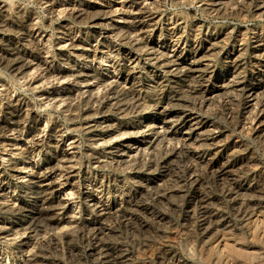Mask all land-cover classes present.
Masks as SVG:
<instances>
[{"label":"bare ground","instance_id":"obj_1","mask_svg":"<svg viewBox=\"0 0 264 264\" xmlns=\"http://www.w3.org/2000/svg\"><path fill=\"white\" fill-rule=\"evenodd\" d=\"M31 1L40 5L41 11L37 10L36 7L34 8L33 6L24 4L21 0H0V146L3 147V150L5 149L3 154L9 155L8 159L5 158L7 159L6 162L0 160V210H10L16 217L21 215L22 217L24 216L22 213L23 209L26 208H24L25 204L32 201L34 197L39 200L38 202H40L42 208H44L46 212L52 210V202L55 197H53V187H55V185L58 186L60 184H58V181L62 180H59L60 176L56 171L60 170V167H73L72 163L74 161L77 146L76 141L73 138L69 143H66L64 134L61 133L63 130L60 126L53 127L51 135H57L58 138L54 139V141L47 145V147L45 146L46 144L44 145L43 134L47 123L45 124L43 122L42 116L37 112L38 109L36 110L37 107H35L34 103L28 97L23 94L14 93V90L11 89V86L8 83V76L17 81L25 82L28 88L39 92L38 97L39 99H42L44 107L61 111L66 115L68 121L71 122V125L74 126L75 123L81 124L83 129L92 131L93 133H99L101 130L118 132L121 126L118 127L112 125L108 123V121H112V119L117 117L127 118L132 104H130L125 98L126 95L123 96L124 94L117 93L118 86L121 85V89L123 88L122 90H133L135 84L133 85L131 80L141 66L147 68L146 72L149 74L151 73L157 80H162L161 72L163 71L168 73L172 78H176V76H184L185 78H189L191 82L197 80L200 82L205 79L207 74L211 71L214 57L218 54L222 43L220 40L221 37L216 42L209 41L208 44L200 50L197 48L198 52L197 54L195 53V57L192 56L193 58H190V60L183 59L180 56V51L184 48V33L191 28L194 30L195 35H201L204 34L206 29L201 26L202 23L188 25L184 19V15L181 13L176 14L175 11H168L166 8L167 3H169L168 0ZM172 2L175 5H180L179 7L198 4L199 8L209 14L222 15L228 11L236 9L239 6L240 0H172ZM252 4L256 13L255 15L264 18V0H252ZM221 30H223V28ZM207 32L209 31L207 30ZM157 33H159L158 38H155ZM193 41L195 43V40ZM103 65H106V67H102ZM124 73L126 77L124 76L125 79L122 80L121 78ZM220 75L215 76V81L217 82H215V86L218 88L222 87L237 90L242 83L240 80L242 77L239 78L236 75L233 77L232 75L233 78L226 81L221 79ZM257 86L258 85L249 84L242 88V90L245 91V94H247L246 104L249 103V105H252L253 103H260L258 101L259 91ZM187 92L188 90L186 88L180 90L168 103L165 102L166 104L158 106L153 113L149 112L146 114L145 110H142L143 107L140 108L137 106V108H135L138 114H140L139 116L141 117L142 122H145V124L143 123L145 126L142 127L143 129L138 128L139 130L137 131L136 129L134 130L133 127H130L131 129L126 131V139L131 138L132 140L127 144H124V142L121 143L120 154L118 155V164L121 166L120 168L127 172L130 171V173L145 175L146 177L155 174L153 172L155 169L152 170L150 164L147 166H141L139 164L140 151L142 149L141 144L145 137H149V140L144 146L153 148L159 143L169 141L174 134H177V137L179 135V139L182 141V152H185L189 156L188 160L191 159L190 156L198 157L201 150L206 149L205 147H207V144L210 147L212 146L211 148H216L219 145V141L215 139V127L217 126H215V120H213L212 116L208 115L204 110L206 105L202 104L201 108L198 106V110H195L193 106L191 107L192 103L190 102V97ZM210 96L211 95L207 96L205 99L209 100L211 98ZM218 98H220V96H218ZM207 100H204L203 103H207ZM255 109L253 108V110L248 113V116L245 115L242 118H244V121H256V124L258 125L257 128L259 129V132L262 133V130L264 131V114L256 112ZM41 110L43 109L41 108ZM151 117L154 118L151 120ZM245 123L246 122H244V124ZM180 124L184 125L185 128L180 130ZM170 135L172 136L170 137ZM77 139L79 140V138H76V140ZM51 140L52 139H50V141ZM116 144L118 143L116 142ZM239 144L235 152H233L234 154L231 156L229 155L230 157L228 156L229 158L228 161H225L226 163L224 162V164L218 165L215 161L217 163V172L214 178L220 182L224 177L233 180V183L236 185L234 200H241L240 204H252L255 206H261V204L264 205V194H255V189L252 188L250 183L252 180L251 173L255 169V164L258 161V154L252 147ZM42 152H45V154L48 153L52 157L50 161L40 165L42 167L39 165L37 166V163L33 159L28 160V158H31L34 155H40ZM89 152L91 153L90 150L87 153ZM176 152V149H173L170 152L169 157L177 155ZM94 155L96 156V154ZM158 157H160V155ZM169 157L163 161L169 159ZM94 158L96 159H94L93 162L96 163L97 166H100V164L103 163V160L100 159L101 156L100 158ZM211 163L213 165L212 161ZM152 164L154 165V163ZM36 167L37 169H35ZM174 168L176 167L168 164V170L171 171L170 173H172ZM26 173L29 174L27 175ZM62 176H64V174ZM153 176L157 177L156 175H152V177ZM194 179L197 183H201V185L204 184L203 180L200 181L198 176H195ZM140 180L142 182V179ZM146 181H148V179ZM162 182L160 183L159 180H157L155 182L157 184H150L153 187L157 186L159 188L161 187ZM145 183L146 187L149 188V183ZM9 184L12 185L11 187L17 189V196L14 194L15 191H7ZM205 188H208V186ZM155 193H160L159 196L166 194L160 189H156ZM226 196L225 190H223L222 196L218 194L216 197L209 196L203 192L201 196L199 195V197H201V205H199L200 208H198L201 215L199 216L197 211H195V208L192 206L187 211L188 214H190L188 218L190 217L193 219L192 226L200 228L201 231L199 230V232H201L203 237L208 238L210 232L217 226V228H220L221 226L227 231L233 227L231 221L220 209V206H222V204L224 205L228 198ZM86 198L88 197L86 196ZM148 198L150 199V197ZM165 200L163 201L165 202ZM168 203L164 204L168 205ZM239 211L242 212L241 209H239ZM103 213L106 212L104 211ZM120 215L124 216L126 220H130L133 216V212L127 211L126 209ZM26 219L29 218L25 215L24 220ZM29 223H32V226L35 224L37 227L41 226L42 221L40 220V217L32 218L29 220ZM14 224L15 221L6 222L5 224L0 225V240L4 241V239H10V235H13L14 233ZM104 225L98 223V228L96 227L98 234L96 233V236H99V238H95L96 244L88 243L83 247L81 250L82 256L87 257V259L91 258L92 260L98 259L96 264H110L111 262H113L112 264H129L127 259L128 252L124 250L116 251L111 248L110 243L104 235ZM135 232L137 233V231ZM90 242H92V240ZM100 244L104 247L101 249L102 251L98 250ZM169 252L174 251L171 249ZM108 253H110L111 256ZM170 257L168 259H170ZM176 258L173 256L171 258V263L176 264L177 261V264H188L189 262ZM38 263H40V261ZM26 264H35L33 263V258L28 257Z\"/></svg>","mask_w":264,"mask_h":264},{"label":"rangeland","instance_id":"obj_2","mask_svg":"<svg viewBox=\"0 0 264 264\" xmlns=\"http://www.w3.org/2000/svg\"><path fill=\"white\" fill-rule=\"evenodd\" d=\"M21 1L41 11V7L37 3L31 0ZM168 2L170 3H167L166 8L168 11H175L176 14L181 13L184 15V19L188 25L202 23L201 26L206 29L204 34L201 35H195L194 30L191 28L187 30L188 32L186 31L184 33V51H180V56L183 59H192V56L195 57L198 50L207 45L209 41L216 42L220 37L222 42H220V48L222 49L219 48L218 54L214 57L211 71L207 74V77L200 82L198 80L191 82L189 78H185L184 76L172 78L168 73L163 71L161 72L162 80H157L151 73L149 74L146 72L147 68L141 66L137 73L133 75V81L131 80L132 84H135L133 90H122L123 88L121 89V85L118 86L117 93H122L124 94L123 96L128 95L127 97L125 96V98L130 104L132 103L131 108L133 107L132 109L130 108L127 118L117 117L115 119L111 118L112 121H108V123L112 125L121 126L118 132L112 131V133L110 130H101L99 133H93L92 131L83 129L81 124L75 123L74 126L71 125V122L68 121L66 115L61 111L44 107L42 99L38 97L39 92L28 88L25 82L17 81L8 76L11 80L7 79L8 83L11 89L14 90V93L23 94L28 97L34 103L35 107H37L36 110L38 109L37 112L42 116L43 122L45 124L47 123L46 131L44 130L43 134L44 145L46 144L45 146L47 147L54 139L58 138L57 135H51L53 127L60 126L63 130L61 133L64 134L66 143H69L73 138L76 141L77 150H75V157L72 163L73 167H60V170H57L58 172L56 171L60 176L59 180L62 179L63 181H58V184H60L53 187V197L55 196L53 202L55 204L52 202V210L46 212L36 197H34L32 201H29L31 203L27 202L25 204L24 208H26L23 209V217L22 215L16 217L12 211L7 209L0 210V225L15 221L13 232L17 234L15 235L13 233V235H10V239H4V241L0 240V264H26L28 257H32L33 263L35 264H96L98 259H87V257L82 256L81 250L88 243L96 244L95 238L98 234V223L105 224L104 235L113 250H124L128 252L127 259L129 264H174L171 263V258L173 256L174 258L177 256L176 259L180 258L183 261H189L188 264H264V205L255 206L252 204H240L241 200H234L236 185L233 183V180L224 177L220 182L214 178L217 172V163L219 165L224 164L226 160L228 161V158L234 154L233 152H235L238 144L241 142L239 145L250 146L258 154V161L255 164V169L251 173L252 180L250 183L252 188L255 189V194H264V131L262 130V133L259 132L256 121H244V118H242L245 115L248 116V113H250L253 108H256V112L264 114V105H262L264 104V18L255 15L256 13L253 8L252 0H240L239 6L236 9L222 15L209 14L199 8L198 4H194L195 7L194 5L179 7L180 5H175L172 0H168ZM222 28L223 30H221ZM207 30L209 32H207ZM158 35L159 33H157L155 38H158ZM193 40H195V43ZM197 48L199 49L197 50ZM102 67H106V65ZM216 75H220L221 79L226 81H229L235 75L239 78L242 77L240 79L242 83L238 88L239 90L216 87ZM124 76L125 73L122 75V80L125 79L126 76ZM249 84L258 85V97L261 99L258 98L259 104H246L247 94H245L242 88ZM185 88L188 90L187 93L192 103L191 107L193 106L195 110H198V106L201 108L202 104L207 106L204 107V110L215 120V126H217L215 127V139L219 141V145L216 148H211L212 146L210 147L207 144V147H205L206 149L201 150L198 157L190 156L191 159L188 160L189 156L185 152H182V141L179 139V135L178 137L177 134L173 136L170 135V137H172L169 141L159 143L153 147L154 149L144 146L149 140V137H145L141 144L142 149L140 151L139 164L141 166L150 164L151 169H155L153 171L155 174L152 175H156L157 177H152V175L146 177L145 175L130 173V171H128V173L126 170L120 168L121 166L118 164V155L120 154L121 143L124 142V144H127L132 140L131 138L126 139V131L130 130V127H133V129L137 131L143 129L142 127L145 126V122H142L139 116L140 114H138L135 108H137V106L140 108L143 107L142 110H145L146 114L149 112L153 113L158 106L168 103L180 90ZM209 95L214 99H205ZM218 96H220V98H218ZM204 100H207L209 106L207 103H203ZM41 108L43 110H41ZM152 118L154 117H151V120ZM244 122L246 123L244 124ZM179 126L180 130L185 128L182 124ZM76 138H79V140H76ZM50 139L52 140L50 141ZM116 142L118 144H116ZM163 144L166 145L164 146ZM173 149H176L177 155H174L175 157H169ZM4 150L3 147L0 146V160L6 162L9 155L3 154ZM89 150L91 153H87ZM94 154H96V156ZM159 155L160 157H158ZM94 157H99L103 160V163L97 166L96 163L93 162L94 159H96ZM168 157L169 159L165 160L166 162L163 161ZM51 158L50 154L42 152L40 155H34L28 158V160L33 159L37 163V166H40L50 161ZM152 163H154V165ZM168 164L176 167L173 169L172 173L168 170ZM35 169H37V167ZM26 174L28 175L29 173ZM63 174L64 176H62ZM85 176L88 179H86ZM195 176H198L200 181L203 180L204 184L201 185V183H197V181H195L196 178L194 179ZM168 178L171 180L169 181ZM140 179H142V182ZM147 179L148 181H146ZM157 180H159L160 183L163 181L161 187L151 186L150 183L157 184L155 183ZM145 182L149 183V188L146 187ZM11 186V184L8 185L7 191H15L14 194H16L17 189ZM207 186L208 188H205ZM156 189L163 190L166 194L159 196L160 193H155ZM223 190H225L226 197L228 198L226 199L227 202L225 201L226 204L224 203V205L222 204V206H219L221 211L231 221L233 227L235 226V229L232 227L227 231L225 228L221 226L217 228V226L210 232L208 238L203 237L201 232H199L201 229L192 226L193 219L190 217L188 218L190 214H188L187 211L192 206L200 216L199 205H201V197H199V195L201 196L204 192V194L213 197H216L218 194L222 196ZM86 196L88 198H86ZM148 197H150V199ZM163 200H165V202ZM164 203H168V205ZM126 209L127 211L133 212V216L130 220H126L124 216L120 215ZM239 209H241L242 212H240ZM104 211L106 213H103ZM25 215L29 219L24 220ZM39 217L42 221L41 226L36 227L35 224L32 226V223H29V220L32 218ZM135 231H137V233ZM97 238H99V236ZM91 240L92 242H90ZM98 247L100 251L104 248L101 244ZM171 249L174 252H169ZM108 254L110 255V253ZM169 257L170 259H168ZM38 259L40 263H38ZM112 263L113 262L110 264Z\"/></svg>","mask_w":264,"mask_h":264}]
</instances>
